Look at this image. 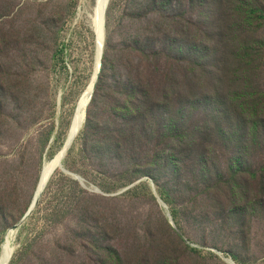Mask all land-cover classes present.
Segmentation results:
<instances>
[{"label": "rangeland", "instance_id": "rangeland-1", "mask_svg": "<svg viewBox=\"0 0 264 264\" xmlns=\"http://www.w3.org/2000/svg\"><path fill=\"white\" fill-rule=\"evenodd\" d=\"M95 1L0 0V256L94 73ZM248 5L264 10L110 0L62 160L86 187L57 167L8 264H264V16Z\"/></svg>", "mask_w": 264, "mask_h": 264}, {"label": "water", "instance_id": "water-1", "mask_svg": "<svg viewBox=\"0 0 264 264\" xmlns=\"http://www.w3.org/2000/svg\"><path fill=\"white\" fill-rule=\"evenodd\" d=\"M109 2L110 0H98L96 2V9L99 11V13H101V23H102V39H101V44L100 45V58H99V64L97 66V75H96V78L92 84V90H91V93H90V96L88 97V99H82V97L79 99V101L77 102V106H76V109H75V113H74V116H73V120L71 122V125H70V128L68 130V134H67V138L64 142V145H63V148H64V152H62V154L60 155V158H59V163H58V166H62L64 168V165H63V158L66 157L67 155V152L73 142V140L75 139L76 135L78 133H74L72 135V128H73V124H74V117L76 118L77 117V114L79 113L80 111V108L84 107V110H83V116H82V121L83 123L85 122L86 120V112H87V107L88 105L90 104L91 100H92V97H93V93L95 91V88H96V83H97V80H98V77H99V74H100V67H101V62H102V55H103V47H104V42H105V32H104V25H105V15H106V11H107V8H108V5H109ZM83 123L80 124V127L78 129V132L80 131V129L82 128L83 126ZM56 169V167H54V170ZM53 172V171H52ZM64 172L66 174H69L71 175L74 179L78 180L82 186L86 187L85 185V181L82 177H80L79 175H76L70 171H68L67 169L64 168ZM51 173L44 179V177L40 176L39 178V182H38V185H37V188H36V192L34 193V196H33V199H32V202L28 208V210L26 211V213L24 214V216L22 217V219L17 223L15 224L12 229L14 230H17L21 224L28 218V216L32 213V211L35 209L38 201H39V198L43 192V190L45 189L49 179L51 178ZM140 180H138L136 183L140 182ZM136 183L132 184L131 186H129L128 188L126 189H129L130 187H132L133 185H135ZM153 192H155V195L157 197V199L160 201L161 205L166 209L167 211V215L169 217V219L171 220L172 224H173V227L176 229V231L180 234V231L179 229L175 226V222H174V219L172 217V214L171 212L168 210V206L166 205V203L163 201V199L161 198V196L159 195L158 191L156 189L153 188ZM15 248L13 247V250ZM218 254L222 255V253L216 251ZM13 255V254H12ZM12 255L10 256V259H8L4 264H8L11 260V257ZM224 260L226 261L227 264H235L234 261L231 260V258H228V257H223Z\"/></svg>", "mask_w": 264, "mask_h": 264}, {"label": "bare ground", "instance_id": "bare-ground-1", "mask_svg": "<svg viewBox=\"0 0 264 264\" xmlns=\"http://www.w3.org/2000/svg\"><path fill=\"white\" fill-rule=\"evenodd\" d=\"M95 1V8L93 10V15L91 16V27L96 35V44H97V50H96V61H95V70L91 77V80L85 89V91L82 94V99H88L90 96L91 90H92V84L96 78L97 75V66L99 64V58H100V45L101 39H102V23H101V13L96 9V2ZM83 110L84 107L80 108L79 113L77 114V117L74 119V124L72 128V135L76 132H78V129L80 127V124H82V116H83ZM64 152V148H62L61 152L55 157L54 160H52L49 163H45L42 167L41 176L44 177V179L54 171V167H60L62 171L64 172V168L62 166H58L60 155ZM65 173V172H64ZM36 192V191H35ZM16 230L10 229L6 236V241L3 243L2 246V252L0 256V264H4L8 259H10V256L12 255L13 248L10 247L12 245V241L14 239Z\"/></svg>", "mask_w": 264, "mask_h": 264}, {"label": "trees", "instance_id": "trees-1", "mask_svg": "<svg viewBox=\"0 0 264 264\" xmlns=\"http://www.w3.org/2000/svg\"><path fill=\"white\" fill-rule=\"evenodd\" d=\"M241 12H242V14L243 15H245L247 18H252V16H254V15H256L257 13H262V14H260V16H264V14H263V12H264V10L263 9H259V8H255L254 6H252V5H248V6H246V7H242L241 8ZM59 54V53H58ZM101 71V70H100ZM100 75V74H99ZM98 80H99V77H98ZM98 80H97V83H98ZM97 83H96V85H97ZM259 102H264V100L263 99H261V101H259ZM256 106V105H255ZM254 106V107H255ZM262 107H264V104L262 105ZM147 186V184L146 183H142V184H140L139 186H138V188H144V187H146ZM175 217H176V215H175Z\"/></svg>", "mask_w": 264, "mask_h": 264}]
</instances>
